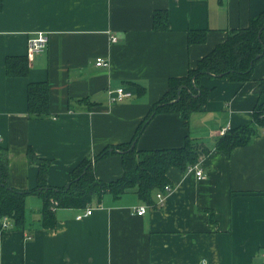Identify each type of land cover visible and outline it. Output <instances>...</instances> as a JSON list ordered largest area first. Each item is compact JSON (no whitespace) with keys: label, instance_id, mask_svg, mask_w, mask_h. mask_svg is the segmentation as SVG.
Wrapping results in <instances>:
<instances>
[{"label":"crops","instance_id":"0c3cea01","mask_svg":"<svg viewBox=\"0 0 264 264\" xmlns=\"http://www.w3.org/2000/svg\"><path fill=\"white\" fill-rule=\"evenodd\" d=\"M264 0H3L0 10V147L9 151L10 185H38L39 164L49 159V185L63 186L72 169L104 147L130 141L169 79L188 73L229 31L247 26ZM167 10L169 26L156 29L154 13ZM206 29L204 42L189 43L188 31ZM49 33L47 48L29 56L27 38ZM117 36V41L111 40ZM264 36V32H263ZM27 55L26 76H8L5 58ZM106 57L109 66H97ZM264 78V60L246 82L204 75L207 103L188 123L177 112L153 116L137 139L139 149L180 147L194 138L210 147L194 170H168L174 189L163 205L146 204L135 190L107 193L85 208L55 206L57 224L41 225L43 199L26 198L24 229L0 239V264H264V130L230 155L216 147L222 129L253 121ZM50 83L51 115L28 114V83ZM119 85L133 95L112 101ZM88 101H79L82 98ZM94 104V105H93ZM103 181L120 177L122 158L95 161ZM54 206V204H53ZM92 207V213L77 216Z\"/></svg>","mask_w":264,"mask_h":264},{"label":"trees","instance_id":"16d2710c","mask_svg":"<svg viewBox=\"0 0 264 264\" xmlns=\"http://www.w3.org/2000/svg\"><path fill=\"white\" fill-rule=\"evenodd\" d=\"M3 0H0V10ZM154 26L165 30L169 26L167 10L154 13ZM264 9L249 24L229 31L225 41L218 43L210 52L201 57L196 66L187 74L169 79L168 89L161 99L156 101L144 119L140 122L133 138L124 143L107 145L93 157L84 158L71 171L70 181L63 186L49 185V159L40 158L32 147L27 155L39 164L38 185L32 189H19L10 185L9 151L0 147V239L9 230L24 229L26 223V198L28 194H37L43 199L41 225L54 228L57 224L55 206L85 208L92 201L101 202L107 193L120 197L129 190H135L140 199L155 204L156 192L163 190L166 184H172L168 170L176 167L186 171L210 151V147L201 141L187 137L180 147L139 149L137 139L149 120L159 112H177L188 123L192 113L203 107L208 100L210 89L201 84V77L212 75L231 81L246 82L253 76L257 64L264 60ZM206 29L188 31L189 43L204 42ZM27 55H8L5 58V71L8 76H26L29 72ZM257 92L264 93V78L256 86ZM89 98H82L79 101ZM94 105V104H93ZM28 114L33 119H42L51 115L50 83L31 81L28 83ZM264 130V99L260 98L253 110V121L248 124L229 128L216 140V147L230 155L237 146L246 145ZM110 154H119L124 172L111 181H103L95 172V161ZM53 201H57L54 204ZM54 204V206H53ZM4 217L10 224L3 225Z\"/></svg>","mask_w":264,"mask_h":264},{"label":"built area","instance_id":"2783aa9c","mask_svg":"<svg viewBox=\"0 0 264 264\" xmlns=\"http://www.w3.org/2000/svg\"><path fill=\"white\" fill-rule=\"evenodd\" d=\"M117 36L116 35H111V40L112 41H117ZM49 43V33L46 31H37L34 32L33 34H31L28 38H27V53L29 56H33L35 54L41 53L43 52ZM95 64L97 66H109L110 65V60L106 57L103 56H99L96 58V62ZM110 93V98L112 101H123L126 100L127 98H130L133 95V91L131 89H129L126 86L123 85H119L115 88H112L109 90ZM226 132V129H222L220 131V134L223 135ZM1 139V137H0ZM189 170H194L196 176L199 179L204 178V173L202 168H200L198 166V164H194L189 166L188 168ZM174 189L173 184H166L164 186L163 190H160L158 192H156V199H157V204L158 205H163L164 200L166 198V196L172 192V190ZM54 204H57V201H53ZM149 205L146 204H142L137 208V214H144L147 209H148ZM92 213V207H89L85 210V212L80 213L77 217L81 218L83 215H87ZM10 224V220L7 217H4L3 219V225L4 227L9 226ZM201 264H209V261L206 259H202Z\"/></svg>","mask_w":264,"mask_h":264},{"label":"rangeland","instance_id":"374dc122","mask_svg":"<svg viewBox=\"0 0 264 264\" xmlns=\"http://www.w3.org/2000/svg\"><path fill=\"white\" fill-rule=\"evenodd\" d=\"M196 140V139H195Z\"/></svg>","mask_w":264,"mask_h":264}]
</instances>
